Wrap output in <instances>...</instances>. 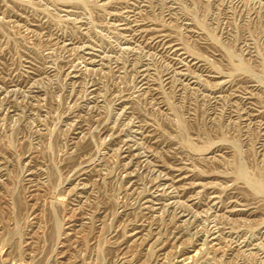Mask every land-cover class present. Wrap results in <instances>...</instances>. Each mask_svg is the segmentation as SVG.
<instances>
[{
	"label": "rangeland",
	"instance_id": "374dc122",
	"mask_svg": "<svg viewBox=\"0 0 264 264\" xmlns=\"http://www.w3.org/2000/svg\"><path fill=\"white\" fill-rule=\"evenodd\" d=\"M0 264H264V0H0Z\"/></svg>",
	"mask_w": 264,
	"mask_h": 264
}]
</instances>
